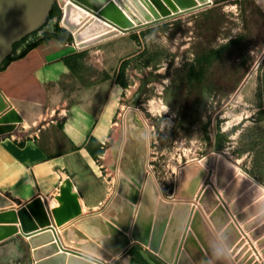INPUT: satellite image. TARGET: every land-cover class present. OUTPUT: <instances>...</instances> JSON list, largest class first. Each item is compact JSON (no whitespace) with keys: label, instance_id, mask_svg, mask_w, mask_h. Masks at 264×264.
I'll return each instance as SVG.
<instances>
[{"label":"water","instance_id":"1","mask_svg":"<svg viewBox=\"0 0 264 264\" xmlns=\"http://www.w3.org/2000/svg\"><path fill=\"white\" fill-rule=\"evenodd\" d=\"M126 1L132 5L130 0ZM134 1L140 9V12L136 10L137 14L146 22L140 19L135 25L111 0H107L105 6L102 0H75L62 9L61 17L54 18L51 17V10L55 3L63 7V0H0V68L14 50L13 57L19 55L31 41L45 37L47 32L54 35L56 22L60 20L61 25L72 33L77 46L86 48L122 31L140 29L209 4L205 0H201L204 2L202 5H197L194 0H176L182 11L172 12L171 8L175 9L176 5L172 0H166L168 5L164 9L160 6L162 13H157L154 8L153 15L138 0ZM156 2L162 4V0ZM80 5L99 11L100 17L116 23L121 30L97 37L94 36L96 34H86L73 15L75 11H80ZM133 8L136 9L135 6ZM120 15L124 21L118 18ZM16 43L19 44L15 49ZM7 106L0 91V112ZM133 108L137 110L134 105L130 107L116 163L120 169L119 179L114 194L104 208L81 215L78 203L69 192L61 196V214L75 219L65 227L63 236L68 245L78 249L63 245L52 225L43 197L38 196L18 211L0 212V222L19 219L22 226V234H16L13 228L7 230L0 226V240L3 234L9 236L7 240L0 241V264H32L30 246L23 234L38 224L48 226V230L30 237L29 241L34 246L50 240L53 243L39 246L34 251L35 264H104L99 258L81 250L109 259L123 254L134 244L143 248L138 245L131 247L121 264H162L156 258L167 264H237L232 253L239 247L242 248L236 257H241L244 251L243 260H255L237 223L212 186L205 189L200 209L190 220L191 202L207 168L217 165L216 184L218 188H224L226 200H232L231 210L238 214V221L253 229V236L260 237L258 243L264 244V198L257 201L258 191L247 189L252 179L246 173H240L238 167L225 156H218L219 150L213 148L201 161L182 166L175 198L165 196L155 176L150 173L147 125ZM22 121L19 112L10 107L0 116V135L13 131ZM11 204L12 201L0 192V207ZM243 260L240 263L246 264Z\"/></svg>","mask_w":264,"mask_h":264},{"label":"rangeland","instance_id":"2","mask_svg":"<svg viewBox=\"0 0 264 264\" xmlns=\"http://www.w3.org/2000/svg\"><path fill=\"white\" fill-rule=\"evenodd\" d=\"M147 1L152 11L168 5L166 0L160 5ZM130 2L136 9L125 0L127 9L140 17L139 7L134 0ZM172 2L175 10L181 9L176 0ZM207 3L110 37L80 54L84 83L111 80L121 90L108 139L96 155L103 180L114 190L123 139V132L114 134V122L132 105L147 125L150 173L165 196L176 194L180 168L213 148L264 185V10L259 0ZM84 21L79 25L82 29L88 27ZM59 196L55 199L60 204L54 208L50 199V213L43 199L52 225L58 227L68 221L61 214ZM129 249L109 264H121ZM31 260L35 264V258Z\"/></svg>","mask_w":264,"mask_h":264},{"label":"crops","instance_id":"3","mask_svg":"<svg viewBox=\"0 0 264 264\" xmlns=\"http://www.w3.org/2000/svg\"><path fill=\"white\" fill-rule=\"evenodd\" d=\"M259 3L264 10V0ZM36 41L24 56L19 57L28 45L0 68V91L8 105L0 116L12 107L23 117L13 131L0 135V192L12 201L0 211L41 196L50 213V199L69 192L83 205L81 215L98 212L115 192L103 180L96 155L108 139L120 87L111 80L84 83L80 54L90 46L79 48L74 40L55 35L30 44ZM74 220L54 227L65 247L78 249L61 232ZM17 223L10 227L19 231ZM23 238L35 258L37 248L28 236Z\"/></svg>","mask_w":264,"mask_h":264},{"label":"bare ground","instance_id":"4","mask_svg":"<svg viewBox=\"0 0 264 264\" xmlns=\"http://www.w3.org/2000/svg\"><path fill=\"white\" fill-rule=\"evenodd\" d=\"M74 1L75 0H64V8L66 7V5L68 3L74 2ZM111 1H113L118 6V8L124 13V15L127 18H130V20H132L135 25L138 24V21L140 19L142 20L143 23L146 22V20L144 18L142 19L140 17H137V15L135 13H133V12L129 11V9H127L128 6L126 5L125 0H111ZM138 1L140 3H142L143 6H145L148 9L149 12H151L153 15H155L154 12L149 9V3H148L147 0H138ZM208 1L210 2V0H208ZM106 2H107V0H102V5L105 6L107 4ZM196 2H198V0ZM204 2H207V0H205ZM202 3H196V4H202ZM162 8L164 9L165 7H162ZM157 10H158L157 13H162L161 12V8L160 9H157ZM180 10H182V8L181 9L178 8L177 11H180ZM171 11L172 12H176V10L173 9V8H171ZM98 12L92 11L89 8H84V7H82L80 5V11H75L73 13V15L75 16V18H77V20L79 21V23H81V19H86L87 20V21H84L83 24H90V23L94 22L91 26H88V27L86 26L87 27V28L85 27L86 29L83 28L84 29L83 32H85L86 34L89 33V34H92V35L96 34V35H94L95 37L101 36L102 34L103 35L104 34L107 35V34H110V33L114 32V31H116V30H119V29L121 30V28H119V26H117L116 23L110 22L107 19H104V18L100 17L98 15ZM118 18L120 20H123L124 21L122 15H120V17H118ZM94 20H96V21H94ZM122 33H123V31L120 34H122ZM120 34H118V35H120ZM118 35H114V36H111V37H115V36H118ZM129 110H130V107H128L123 113H121V116L119 117V119L114 122V129H115L114 130L115 131L114 134L115 135H119L120 132H123L124 133L125 125H126V120L128 118V115H129ZM133 110L135 111V114L137 116L141 115L139 109L136 110V109L133 108ZM139 118H140V116H139ZM220 155L225 156L228 159V157H227L226 154H224L223 152H220L219 151L218 152V156H220ZM201 159H202V157L200 159H198V160H195L194 159L193 161H190L189 163H192L194 161H201ZM186 164H188V163H186ZM234 164L238 167L240 173L241 172H244L240 168V166H238L236 163H234ZM216 172H217V165L215 167L207 168V173H206L204 179L202 180V182H201V184H200V186H199V188H198V190L196 192V195L194 197V200L191 202V206L192 207H191L190 220H191L193 214L195 213V211L198 210V209H200V205H201L200 199H201V197H202L205 189L208 186H212L214 188V190L217 192V194H218L221 202L225 205V207L230 212V214L232 216V219L238 224V227H240L239 229H241L242 237L244 238L246 244L248 245V249L252 251V255L255 257L254 258L255 260H252V261L250 259H248V258L245 259V260H243L242 257H244V255H246L244 253V251H242L241 257H239V258L236 257L237 256L236 254H238L240 252L241 248H242V247H239L235 253H232V257L234 258L235 263L241 264L240 263V260H243V261H246L247 262L246 264H264V244H259L258 243V240L260 239V237L253 236V229L252 228L246 227V223L245 222L238 221V219H237V215L238 214L237 213H234L231 210V208H230V204L232 203V200H229V201L226 200V198L223 195L224 188H218V186L216 184ZM244 173H246V172H244ZM115 174H116L117 179H119L120 169H119L118 165L115 168ZM247 175L252 179L251 182L248 184L247 189H250V190H253V191H255V190L258 191V194L256 196V200L257 201L263 199L264 198V185H262L260 182L256 181V179H254L253 177H251L249 174H247ZM171 198H175V195L172 196ZM57 204H60V203H58L56 199H53L50 202V205H51L52 208L56 207ZM82 206L80 205L79 207H82ZM8 210H16V209H8ZM4 211H6V210H4ZM80 211H83V208H80ZM0 212H3V211H0ZM262 212L264 213V208H263ZM16 222H18L17 224H20L19 231L22 232L21 221L19 219H16L14 221H8V222H0V226L6 228L7 230H10L12 228L15 229L14 227H10V223H16ZM45 227L46 226H41L40 224H38L34 229H32L30 231H26L24 234L26 236H28L29 237V240H30V237H34V236H36L38 234H41V233L47 231L48 228L45 229ZM188 227H190V226H188ZM39 229H41V230H39ZM16 234H18L17 233V230H16ZM3 235H2L3 238L0 240L1 242L5 241V240H7L9 238L8 235H6V234H3ZM54 238L56 240V235L55 234H54ZM64 241L66 243H68L66 241L65 237H64ZM51 243H53V241H51V240L50 241H45L44 243H41V244H39L37 246H34V247L35 248H39V246H42V245H46L47 246V244H51ZM61 251L62 250H61V247H60V251L59 252H61ZM229 251L230 252H233L232 249H229ZM117 256H119V255H114V256L110 257L109 259H104L103 258V259H100V260H102L104 262V264H109V262H112L113 260H115V258ZM95 264H100V263H97L96 262ZM169 264H174V262L169 263Z\"/></svg>","mask_w":264,"mask_h":264},{"label":"trees","instance_id":"5","mask_svg":"<svg viewBox=\"0 0 264 264\" xmlns=\"http://www.w3.org/2000/svg\"><path fill=\"white\" fill-rule=\"evenodd\" d=\"M62 15V9L60 8V6L58 5V3H55L52 10H51V17L54 18V17H61ZM54 35L55 36H61L60 38L63 40V41H72L73 40V36H72V33L67 30L66 28H63L59 21L56 22V25H55V31H54ZM53 36V34L51 35V33L47 32L45 37L42 38V39H48L49 37ZM26 38L23 39V42L25 41ZM39 41H36V42H33L31 43L30 45H28V47L19 55V57H22L24 56L30 49H32ZM19 43H16L15 44V49L17 48ZM14 53H15V50H14ZM13 53V54H14ZM13 54L10 55L4 62V64L6 62H8L9 60L13 59Z\"/></svg>","mask_w":264,"mask_h":264},{"label":"flooded vegetation","instance_id":"6","mask_svg":"<svg viewBox=\"0 0 264 264\" xmlns=\"http://www.w3.org/2000/svg\"><path fill=\"white\" fill-rule=\"evenodd\" d=\"M156 260L158 261V262H161L162 264H163V262L160 260V259H158V258H156ZM148 263V262H147ZM149 264V263H148Z\"/></svg>","mask_w":264,"mask_h":264}]
</instances>
